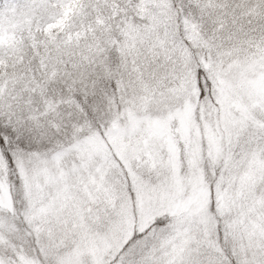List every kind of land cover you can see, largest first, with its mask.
I'll return each instance as SVG.
<instances>
[{"label":"snow or ice","instance_id":"1","mask_svg":"<svg viewBox=\"0 0 264 264\" xmlns=\"http://www.w3.org/2000/svg\"><path fill=\"white\" fill-rule=\"evenodd\" d=\"M0 264H264V0H0Z\"/></svg>","mask_w":264,"mask_h":264}]
</instances>
